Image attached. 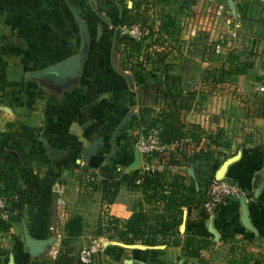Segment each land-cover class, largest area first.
I'll return each instance as SVG.
<instances>
[{
	"label": "crops",
	"instance_id": "1",
	"mask_svg": "<svg viewBox=\"0 0 264 264\" xmlns=\"http://www.w3.org/2000/svg\"><path fill=\"white\" fill-rule=\"evenodd\" d=\"M141 1L115 0L98 11L94 0H0V132H19L15 138H0V157L14 166L24 192L21 211L0 231V264H10V257L12 264H32L50 259L47 252L58 253L60 248L75 258L93 239L100 248L91 264L263 263L264 111L256 115L250 101L264 97L254 91L264 77V0H231L233 12L226 0H149V16H169L178 25L175 32L162 31L160 45L148 48L165 54L164 72L150 64L131 71L120 65L115 45L119 19ZM207 1L222 6L228 28L244 33L230 51L252 61L245 72L215 84L202 83L201 73L227 69L228 51L213 54L202 36L192 41L179 27L182 16ZM73 9L87 31L77 75L58 82L51 75L31 76L79 52L81 34ZM164 75L177 77L174 88L167 89L170 82ZM141 108L150 109L148 118L168 122L174 117L198 126L196 143L212 152L208 159L165 167L170 174L186 176L184 182L190 180L203 192L226 163L222 180L243 193L242 199L224 201L211 217L198 200L181 208L180 236L211 242L198 260L183 256L179 246L124 244L91 235L101 209L126 218L140 193L122 185L105 206L98 190L81 191L76 167L86 166L97 182L117 172H140V160L131 164L134 141L144 130L137 123ZM183 133L188 139V132ZM97 137L100 142L87 154ZM145 160L153 169L164 168L153 156ZM57 199L62 204H56ZM144 208L150 210L151 205ZM72 216L80 217L81 232L61 243L50 228H63ZM25 235L35 240L51 237L52 242L32 255L23 250Z\"/></svg>",
	"mask_w": 264,
	"mask_h": 264
},
{
	"label": "trees",
	"instance_id": "2",
	"mask_svg": "<svg viewBox=\"0 0 264 264\" xmlns=\"http://www.w3.org/2000/svg\"><path fill=\"white\" fill-rule=\"evenodd\" d=\"M115 0H94L98 11H104L113 5ZM149 0H142L134 4L130 9L124 11L119 19V26L123 24L140 23L151 26L153 17L149 16ZM139 4L141 5L139 7ZM159 21V31L154 37H150L149 42L141 45L125 35L117 33L115 37L116 52L121 56L120 65L127 70H140L146 64H150L154 70L159 67L162 72L167 68L164 64L165 54L149 50L151 45H160L161 32L168 31V28L176 31L178 25L169 16L157 18ZM209 49L210 47L206 45ZM144 48V49H143ZM211 51V50H210ZM225 60L229 62L227 69L215 67L204 70L201 73V82L219 83L230 76H236L248 70L252 61L234 51H228ZM169 79L170 84L167 89L175 87L178 80L176 76L164 75V81ZM264 80V77H263ZM264 95V94H263ZM250 104L256 115H262L264 111V97L252 98ZM150 109L141 108L138 111V124L144 125L145 131L150 127L159 129V136L163 142H177L180 145L171 151L160 154H153L164 168L153 169L146 172L122 173L117 172L101 181H95L94 175L86 166H77V179L82 192L98 190L102 203L107 206L112 203L120 186L137 189L140 198L133 201L131 213L126 218H118L110 215L106 209H101L97 215L95 224L91 231L94 237L102 236L108 240H117L124 244L142 245H165L179 246L181 254L186 257L196 258L202 249L208 247L209 240L196 239L186 233L182 236L177 231L180 223L181 208L192 204L194 201L203 200V192L195 190L192 182H184L186 176L170 174L165 167L171 165H187L198 159H208L211 151L196 143L195 137L198 135V126L192 123H182L171 117V120L164 122L158 118H148L146 114ZM183 131L188 132V139ZM19 136V132L12 130L0 132V138L11 139ZM195 141V142H194ZM148 158V157H147ZM146 158V159H147ZM148 164V160H145ZM23 190L18 186L16 170L11 162L0 157V196L6 200V208L11 213L8 220H0V231H6L9 222L21 211L23 201ZM144 205H151L150 210H146ZM154 206V207H153ZM157 207V208H156ZM65 240L77 236L81 232V219L72 216L66 220L63 226ZM263 262V261H262ZM32 264H82L75 256L70 255V250L60 248L54 259L38 258ZM263 264V263H262Z\"/></svg>",
	"mask_w": 264,
	"mask_h": 264
},
{
	"label": "built area",
	"instance_id": "3",
	"mask_svg": "<svg viewBox=\"0 0 264 264\" xmlns=\"http://www.w3.org/2000/svg\"><path fill=\"white\" fill-rule=\"evenodd\" d=\"M210 1L203 5L196 6L191 12L185 14L180 19L181 33L192 41L202 36L205 45L210 47L213 54H220L222 51H230L235 47V42L244 36L242 30L237 28H228L226 19L222 16V6L210 5ZM159 31V21L153 20L151 26L141 25L140 23L123 24L118 26L117 33L125 35L136 42L148 40L154 37ZM256 94H264V80L260 81L255 89ZM180 143L163 142L159 136L157 127L148 128L145 133L138 136L134 141V148L138 153L141 162L140 172L151 171L152 168L145 163V159L153 154H160L177 148ZM242 191L233 183L226 180L212 179L206 186L203 200L200 205L206 216L211 217L215 209L224 201L230 198H240ZM56 204H62L60 199ZM11 213L6 208V200L0 196V220L6 221ZM53 238L60 241L64 237L63 228L58 225L51 226ZM100 248L97 240H91L87 245L82 246L76 252V258L82 264H91L93 256ZM57 249L47 252L50 259H54ZM264 264V259H263Z\"/></svg>",
	"mask_w": 264,
	"mask_h": 264
},
{
	"label": "water",
	"instance_id": "4",
	"mask_svg": "<svg viewBox=\"0 0 264 264\" xmlns=\"http://www.w3.org/2000/svg\"><path fill=\"white\" fill-rule=\"evenodd\" d=\"M226 3L228 5V7L230 8V10L233 12L234 7L232 4V1L226 0ZM72 12H73L75 20L79 24V31L81 34L79 52L77 54H74V55L56 63L55 65H52V66L47 67V68L40 70V71L33 72V73H31V76L44 77L46 75H51L54 78V80L56 82H58L63 77L72 78V77L77 75V67L79 66L80 60L83 57L84 51H85V45L87 42V31H86V27H85L84 22L80 19V17L76 13V11L73 9ZM99 142H100L99 137L94 139L90 143L88 149L86 150V153L91 154L94 151L95 146ZM112 145H113V143H112ZM133 157H134V160H133V163L131 164V167L136 166L138 164V160H139L138 153L135 149L133 151ZM231 160H232V158H229L226 162H229ZM225 165H226V163H224L220 167V169L218 170L217 175L215 177L216 180L222 179V173H223ZM240 199H242V197H240ZM51 242H52L51 237H49L47 239H43V240H35V239H31L30 237L25 235L23 250L28 251L32 255H36L39 252H41L46 247V245L50 244ZM9 263L12 264L11 257L9 258Z\"/></svg>",
	"mask_w": 264,
	"mask_h": 264
},
{
	"label": "rangeland",
	"instance_id": "5",
	"mask_svg": "<svg viewBox=\"0 0 264 264\" xmlns=\"http://www.w3.org/2000/svg\"><path fill=\"white\" fill-rule=\"evenodd\" d=\"M151 11H152V10H151ZM148 42H149V40L142 41V42H141V45H144V44L147 45ZM143 49H144V48H143ZM214 152H216V153L218 152V153H219V152H221V150H215ZM87 244H88V243H87ZM87 244H86V245H87ZM81 247H82V246H81ZM81 247H80V248H81ZM74 255H76V252L74 253ZM92 260H93V259H92Z\"/></svg>",
	"mask_w": 264,
	"mask_h": 264
}]
</instances>
